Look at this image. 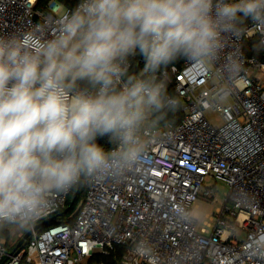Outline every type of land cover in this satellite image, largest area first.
Returning a JSON list of instances; mask_svg holds the SVG:
<instances>
[{
    "label": "clouds",
    "instance_id": "9594fccd",
    "mask_svg": "<svg viewBox=\"0 0 264 264\" xmlns=\"http://www.w3.org/2000/svg\"><path fill=\"white\" fill-rule=\"evenodd\" d=\"M251 20L264 50V0H79L57 34L0 33V237L29 231L83 179L119 181L179 106L177 60L239 71L224 49ZM142 56L139 73L131 70ZM107 137L112 148L97 143ZM134 253L158 264L144 240ZM254 252L264 239L254 238Z\"/></svg>",
    "mask_w": 264,
    "mask_h": 264
},
{
    "label": "built area",
    "instance_id": "2783aa9c",
    "mask_svg": "<svg viewBox=\"0 0 264 264\" xmlns=\"http://www.w3.org/2000/svg\"><path fill=\"white\" fill-rule=\"evenodd\" d=\"M39 2L0 0V33L38 28L54 37L78 5ZM246 26L224 49L238 60L236 74L222 70L223 58L208 68L185 60L170 65L164 79L180 115L147 134L140 164L119 181L83 179L85 194L71 220L34 228L67 208L76 187L33 225L23 246L9 253L0 242V264H109L104 258L118 248L117 264H148L132 250L139 240L158 264H264V252L253 251L254 238L264 239V59L244 55L243 41L260 39L251 20ZM143 66L137 56L131 70ZM209 108L219 112L220 125L206 117ZM210 180L228 192L199 225L192 208L199 200L214 202Z\"/></svg>",
    "mask_w": 264,
    "mask_h": 264
},
{
    "label": "trees",
    "instance_id": "16d2710c",
    "mask_svg": "<svg viewBox=\"0 0 264 264\" xmlns=\"http://www.w3.org/2000/svg\"><path fill=\"white\" fill-rule=\"evenodd\" d=\"M48 0H40L39 5H43L47 2ZM58 2H60L61 4L68 6V7H75L78 3L79 0H56ZM249 21V20H247ZM246 21V22H247ZM245 22V23H246ZM259 39L257 37H252L250 39H246L243 41V53L245 56H251V55H255L259 58H263L264 59V50L257 52L256 50H254L253 45L258 41ZM183 59L177 60L176 62H174L173 64L176 65H180ZM178 114V116L176 115ZM179 111L178 109H176L172 114H170V120L172 121H176L179 118ZM174 117V118H172ZM97 143L103 145L106 149L110 148L111 145L108 141L107 137H103L100 138L99 140H97ZM85 194V184L83 183L79 190L77 191V194L73 200V202L70 204V201L68 202L69 208L66 212L63 211H59L55 214H53V219L45 224L40 226V228H45L51 224H56V223H63V222H69L71 219L68 218L69 214L72 212V210L75 208V206L82 200L83 196ZM28 239V238H27ZM25 243H23L24 245ZM22 245V246H23ZM121 254V249L118 248L111 256L105 257L104 260L109 262V264H117V260L119 258Z\"/></svg>",
    "mask_w": 264,
    "mask_h": 264
},
{
    "label": "rangeland",
    "instance_id": "374dc122",
    "mask_svg": "<svg viewBox=\"0 0 264 264\" xmlns=\"http://www.w3.org/2000/svg\"><path fill=\"white\" fill-rule=\"evenodd\" d=\"M62 12V8H59L58 14ZM206 117L210 120V122L214 125L221 124V116L218 111L209 108L204 111ZM209 183L214 184L215 188V197L214 202H209L205 200H199L193 206L192 211L198 213V224L202 225L204 220L207 218V214L210 216L212 212L215 211L217 207L220 206L221 203L225 200L226 193L228 192L227 186L220 181H212L210 180ZM21 238L17 235H13V239L11 240V244H17Z\"/></svg>",
    "mask_w": 264,
    "mask_h": 264
},
{
    "label": "water",
    "instance_id": "95a60500",
    "mask_svg": "<svg viewBox=\"0 0 264 264\" xmlns=\"http://www.w3.org/2000/svg\"><path fill=\"white\" fill-rule=\"evenodd\" d=\"M99 139H100V138H98V140H99ZM82 183H83V180L80 182V184H79L78 186H76V189H75V191H74V193H73V195H72V199H71V201H70V204L73 202V200H74V198H75V196H76V194H77V191H78V189L80 188V186L82 185ZM68 208H69V206H68L67 208H65V209L63 210V212H66V211L68 210ZM52 219H53V216H50V217H48V218H46V219H44V220H42V221L36 223V224L34 225V228L40 227V226H42V225H45V224L49 223ZM30 233H31V230L27 231V232L24 234V236L22 237V239L16 244V246L14 247L13 250H15L17 247H19L20 245H22L23 241H24V240L30 235ZM13 250H12V251H13Z\"/></svg>",
    "mask_w": 264,
    "mask_h": 264
},
{
    "label": "crops",
    "instance_id": "0c3cea01",
    "mask_svg": "<svg viewBox=\"0 0 264 264\" xmlns=\"http://www.w3.org/2000/svg\"><path fill=\"white\" fill-rule=\"evenodd\" d=\"M194 214H195V216L196 217H198L199 215H198V213H196V212H194ZM26 232H21V233H18V236L22 239V237L24 236V234H25ZM13 235H15V234H11V233H5V235L3 236V237H0V242H4L5 243V245H6V247H7V250H8V252L10 253L13 249H14V247L16 246V244H11V240L13 239ZM17 235V234H16ZM28 238V237H27ZM27 238L23 241V243H26V241H27ZM20 239V240H21ZM19 240V241H20ZM23 243H22V245H23ZM21 245V246H22Z\"/></svg>",
    "mask_w": 264,
    "mask_h": 264
}]
</instances>
